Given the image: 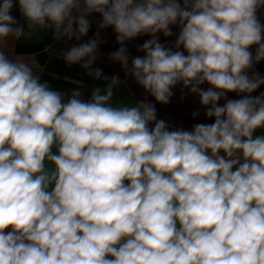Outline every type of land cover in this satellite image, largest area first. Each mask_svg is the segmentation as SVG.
<instances>
[{"label": "clouds", "instance_id": "clouds-1", "mask_svg": "<svg viewBox=\"0 0 264 264\" xmlns=\"http://www.w3.org/2000/svg\"><path fill=\"white\" fill-rule=\"evenodd\" d=\"M261 9L264 0H0V264H264V92L251 95L264 85ZM93 23L94 38L64 53L69 64L89 69L111 28L126 77L165 105L182 82L213 122L185 130L150 101L113 106L115 75L90 100L78 89L65 100L4 51L38 30L80 40ZM142 36L129 68L124 45Z\"/></svg>", "mask_w": 264, "mask_h": 264}, {"label": "crops", "instance_id": "crops-1", "mask_svg": "<svg viewBox=\"0 0 264 264\" xmlns=\"http://www.w3.org/2000/svg\"><path fill=\"white\" fill-rule=\"evenodd\" d=\"M12 14L24 22L20 17L18 6ZM72 46L71 40L66 37L56 40L51 30H38L31 38H8L4 45V51L10 59L20 57L28 62L41 81H47L54 90L66 94L65 100L73 90L77 89L81 92L82 99L90 100L92 91L99 87L103 93L110 79L89 78L87 69H84L81 63L69 64L64 59V53ZM120 81L121 83L114 87L111 103L113 106H135L137 102L132 95L130 84L125 80ZM256 134L260 135L264 132L258 130ZM53 152H56L55 147ZM47 166L52 167L51 165Z\"/></svg>", "mask_w": 264, "mask_h": 264}, {"label": "trees", "instance_id": "trees-1", "mask_svg": "<svg viewBox=\"0 0 264 264\" xmlns=\"http://www.w3.org/2000/svg\"><path fill=\"white\" fill-rule=\"evenodd\" d=\"M258 16L262 23H264V9H261L258 12ZM93 20L99 19V16L94 14L92 17ZM97 31L95 23H93L91 29L89 30L86 36L80 38V40L72 39L71 44L73 46L80 43H85L89 39L94 38ZM174 33L178 31L177 28L173 27ZM160 41L162 43L174 42L175 36L170 38H165L162 33L158 34ZM101 40L102 43L98 44V54L97 59L87 69V74L90 71L96 69L102 70L101 78L108 77L109 79L112 76H118L120 80H125L130 83L131 92L136 100L140 102L142 100L150 101L155 104L157 110V118L164 119L168 122L173 128H184L185 130H191L192 126L196 123H212L213 120L206 119L204 116L205 108L199 102L198 94L192 93L190 87H184L182 82L177 83L173 88V95L170 98V101L167 105L156 102L154 97L147 93L141 85H139L135 79L128 75L126 77L125 71L122 68V65L119 61L112 59L111 54L116 52L121 45L116 41L115 33L111 28L101 30ZM149 36L138 37L132 41L126 42L124 45L128 50L129 55V68L131 67V59L135 56L144 55L143 52L138 51L139 46L147 39ZM256 46H252L250 51H252L253 56L255 55ZM254 70L260 73L261 76H264V61L256 63L254 65ZM89 78H96L94 76L88 75ZM202 87H207V85H202ZM261 92H264V85L260 87L256 92L251 95H259ZM245 94L229 93V98L239 99ZM221 104L224 103L223 100L220 101ZM199 112V115L193 117V112Z\"/></svg>", "mask_w": 264, "mask_h": 264}, {"label": "rangeland", "instance_id": "rangeland-1", "mask_svg": "<svg viewBox=\"0 0 264 264\" xmlns=\"http://www.w3.org/2000/svg\"><path fill=\"white\" fill-rule=\"evenodd\" d=\"M129 83V82H128ZM130 84V83H129Z\"/></svg>", "mask_w": 264, "mask_h": 264}]
</instances>
